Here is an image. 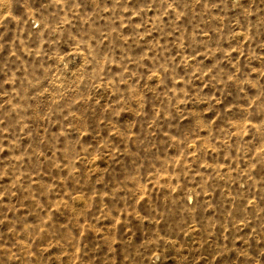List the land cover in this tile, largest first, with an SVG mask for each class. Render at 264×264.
Segmentation results:
<instances>
[{"label": "rangeland", "instance_id": "374dc122", "mask_svg": "<svg viewBox=\"0 0 264 264\" xmlns=\"http://www.w3.org/2000/svg\"><path fill=\"white\" fill-rule=\"evenodd\" d=\"M0 264H264V0H0Z\"/></svg>", "mask_w": 264, "mask_h": 264}]
</instances>
